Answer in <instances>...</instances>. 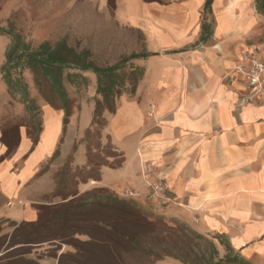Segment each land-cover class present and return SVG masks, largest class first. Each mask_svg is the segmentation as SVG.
Wrapping results in <instances>:
<instances>
[{"label": "crops", "instance_id": "obj_1", "mask_svg": "<svg viewBox=\"0 0 264 264\" xmlns=\"http://www.w3.org/2000/svg\"><path fill=\"white\" fill-rule=\"evenodd\" d=\"M206 1L132 0L143 41L123 33L101 46L109 62L134 52L155 54L138 61L145 73L135 95L116 101L105 134L124 162L103 165L96 185L140 192V202L151 208L147 180L161 177L170 199L165 218L211 235L221 253L218 237L253 264H264V91L242 103L245 77H226L242 49L256 45L264 59V12L256 0H213L205 12ZM87 107L94 104L87 102L76 120L73 113L64 132V109L41 106L37 141L20 124L10 148L6 99L0 100V222L37 217L36 204L55 187L54 170L92 122ZM77 156L79 165L87 163L81 148Z\"/></svg>", "mask_w": 264, "mask_h": 264}, {"label": "trees", "instance_id": "obj_2", "mask_svg": "<svg viewBox=\"0 0 264 264\" xmlns=\"http://www.w3.org/2000/svg\"><path fill=\"white\" fill-rule=\"evenodd\" d=\"M212 1H206L205 12L210 10ZM256 5L260 11L264 12V0H256ZM0 34L9 35L11 39L6 51V60L0 66V73L7 88L11 92H20L25 100L22 113L8 116L7 112L8 127L5 134L11 140L7 139L10 148L18 139L14 126L26 125L34 141H37L38 131L41 128L42 108L30 92L29 83L25 77L26 71L35 76L39 87L43 85V81L51 86V95L47 96L43 93L40 95L48 104L64 109V132L72 115L71 98L66 82L73 85L89 84L91 79L89 80L86 75L92 73L95 76L97 96L93 97L92 101L94 104L92 122L82 138L85 142L92 131L102 134V130L106 128L108 124V120L104 118L106 109L114 113L119 97L135 95L145 73V67L138 61L155 54L146 51L134 52L123 56L114 64L103 66L92 59L90 50L77 51L65 40L54 44L44 41L34 47L30 42L23 40L21 33L11 28L0 26ZM78 143L81 142L76 141L68 155V162L64 161L54 170L55 187L52 192L43 196L42 203L36 204V219L21 222L6 220L17 226L11 237L12 245L5 248L7 251L1 255L0 264H42L23 253L12 254V250L21 243H42L59 239L64 240L63 243L71 244L76 250L72 253L62 252L58 258V264H64L63 260L66 257L81 264L133 263L128 256L135 253L145 259L142 264H155V261L163 260L165 257L177 259L183 264H253L240 253L219 256L213 239L209 240L213 249L207 262L198 260L194 251L189 250L186 253L179 248V242L182 241L180 232L190 233L199 238L204 237L186 223L177 219L171 222L159 219L137 201L118 196L106 187L81 188L80 185L86 184L91 179H101L100 168L103 165L121 166L124 156L114 146L113 150L120 160L110 163L107 159L98 165V163L89 162V155L86 154L87 163L85 166H77L79 174H76L72 171L70 163L77 154ZM59 151V149L56 151L55 157L59 155ZM87 168L95 173L80 178ZM61 229L67 230L70 240H67L66 236H53ZM26 231H31L29 236L19 240L17 236ZM77 235H85L86 239H80ZM161 237L167 246L161 250H155L152 247L153 241ZM218 239L229 250H233L223 238L218 237ZM1 247L2 241L0 252Z\"/></svg>", "mask_w": 264, "mask_h": 264}, {"label": "rangeland", "instance_id": "obj_3", "mask_svg": "<svg viewBox=\"0 0 264 264\" xmlns=\"http://www.w3.org/2000/svg\"><path fill=\"white\" fill-rule=\"evenodd\" d=\"M144 1L166 3L170 0ZM131 2L132 0H0V26L7 27L8 29L11 28V30L21 33L23 40L30 42L34 47L44 41L54 44L60 40H65L77 51L86 49L90 50L92 59H94L99 65L105 66L116 62H109V60H111V55H106L101 49V46L104 43L110 44L112 40H116L118 34L123 33L126 34L129 40H134L133 42L137 41L138 43H141V41H143L141 29L136 30V27H134V24H136L134 18L138 17V8H134ZM140 19L141 18H139L137 22L141 23L142 21ZM10 41L11 39L9 35L0 34V66L6 60V51ZM86 76H88L89 80L91 79L89 84L81 83L80 85H73L70 82H66V87L71 98V109L72 114L74 113V120L78 118L82 107L85 106L87 102L91 103L93 97L95 98L97 96L95 76L92 73H89ZM25 77L29 83L30 92L36 97L39 105H46L48 102L42 98L40 93L47 96L51 95V86L43 81V85L39 87V85L36 84L35 76L29 71L25 72ZM7 87L8 86L4 82L2 74L0 73V100L3 103L6 99L8 116L22 113L25 104L24 97L20 92H11ZM86 110L89 111L87 118L90 116L91 119L92 110L94 111V109L87 107ZM110 115L111 112L106 109L104 118L108 120ZM82 138L83 136L76 141L81 142L78 143L79 150L81 148V150H84L85 154L89 155V162L92 161L93 163L95 162L100 165V162H105L107 159L110 163L118 162V160H120V157L117 156L113 150L114 144L105 134V129L102 130V134L92 131L88 140L85 142L82 141ZM68 155L64 159L66 162H68ZM77 155L78 151L73 161L70 163V166L72 171L79 174V170L76 169V167L83 165H79V160L82 159ZM60 161L61 159H57L56 162L59 163ZM91 173H95V171H91L87 168L86 172L80 175V178ZM96 181L97 180L91 179L86 184L80 185V187H101L102 185H96ZM108 189L118 196L137 201L152 213L153 216L159 219L165 220L166 222H171L173 220L165 218V211L163 209L166 208V206L162 207L156 201L151 202L147 197L146 199L151 204V208H148L144 203L142 204L139 200L142 196L140 192L139 196H132L124 195L122 191ZM35 219L36 218L32 220ZM16 226L17 225L13 224L11 221L0 222V242L2 241L0 257L3 253H6L7 250H5V248L7 249L12 245L11 237L13 236ZM30 233L31 231H26L24 234H19L17 237L19 240H23L29 236ZM180 234H182V241L179 242V248L183 249V252L186 253L189 252V250H192L194 251V255L197 254L196 257L198 260L207 262L213 249V246L209 242V240L212 239V236L203 234L204 237L199 238L190 233L180 232ZM53 236H66L67 240H70V236L66 229L56 231ZM77 237L80 239H86L85 235H77ZM163 241V237L156 238L153 241L152 247L155 250L163 249L167 246ZM63 242L64 240L59 239L42 243H21L16 245L17 248L15 247L16 249L12 250V254L23 253L24 255H27V257L33 258L42 264H58V258L62 252L72 253L76 250L71 244ZM222 246L226 252L223 251V253H221L218 249L219 256H224L227 253H238L234 249L229 250L224 244H222ZM129 258L133 263L126 264H142L145 260L138 253L129 255L128 259ZM169 258L171 257H165L167 261H163L162 263H160L161 260L155 261V264H179L174 263L172 260H169ZM63 262L64 264H81L75 262L70 257H66Z\"/></svg>", "mask_w": 264, "mask_h": 264}, {"label": "built area", "instance_id": "obj_4", "mask_svg": "<svg viewBox=\"0 0 264 264\" xmlns=\"http://www.w3.org/2000/svg\"><path fill=\"white\" fill-rule=\"evenodd\" d=\"M235 73H239L245 77L247 81L246 92L241 96L242 103H249L256 100L258 95L264 91V59L260 56L258 46L250 49H242L240 58L226 77H233ZM146 176L151 173V168L147 166ZM149 191L146 195L151 202L156 201L160 206L164 207L169 204V196L167 194L168 185L161 177H156L154 181L147 180ZM124 195L139 196L137 191L125 189L122 191Z\"/></svg>", "mask_w": 264, "mask_h": 264}]
</instances>
